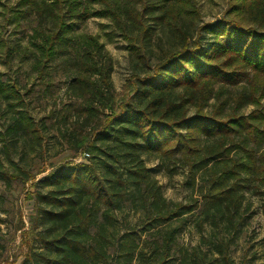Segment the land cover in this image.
<instances>
[{"label":"trees","instance_id":"obj_1","mask_svg":"<svg viewBox=\"0 0 264 264\" xmlns=\"http://www.w3.org/2000/svg\"><path fill=\"white\" fill-rule=\"evenodd\" d=\"M225 3L214 22L196 0H18L5 16L27 34L33 81L7 82L0 71V99L18 107L3 152L12 163L21 139L38 159L34 171L12 172L0 157L5 187L17 183L33 202L27 230L19 214V264H233L222 233L238 231L248 195L264 216V0ZM93 17L126 43L121 91L99 37L75 30ZM0 46L8 58L19 49ZM46 99L52 107L34 119L29 102ZM49 139L69 161L46 164ZM150 153L158 168L180 162L198 197L166 198ZM195 211L198 231L211 230L200 237L210 260L177 242Z\"/></svg>","mask_w":264,"mask_h":264},{"label":"rangeland","instance_id":"obj_2","mask_svg":"<svg viewBox=\"0 0 264 264\" xmlns=\"http://www.w3.org/2000/svg\"><path fill=\"white\" fill-rule=\"evenodd\" d=\"M18 0H1L0 6V41L3 45H8L12 50L10 58L5 56V48L0 46V71L4 73V79L8 82L23 80L21 84L32 83L33 71L31 69L32 57L28 52H24L27 45V34L15 28L13 24L8 25L5 22V16L11 14ZM203 20L206 22H214L223 13L226 0H196ZM75 30L80 33H88L97 35L100 42L105 46L106 51L110 54L113 61V72L111 79L114 88L117 91L123 90L127 78L130 74V62L126 49V43L122 40L114 30L108 19L104 18H89L88 20L77 23ZM235 44L240 43L237 38H233ZM21 87L20 84H18ZM62 89L60 97L63 96ZM30 98L27 97L26 100ZM52 107L51 100H41L40 103L29 102L27 109L30 111L34 119L44 117ZM13 109L18 107H9L7 102L0 99V157L3 160L4 168L10 169L12 172L16 167L28 168L34 171L33 165L37 163V153L30 151L28 144L25 147L21 144L22 140H16L11 149V157L13 162L10 163L5 159L3 147L10 139V135L5 136V128L11 121V116L14 115ZM48 151L46 154V164L69 161V152L62 150V147L53 139H49ZM62 150V151H61ZM147 165L152 169L156 179L158 180L164 196L170 200L183 201L188 199L191 194L198 197V192L191 191L188 185V174L180 162L174 160L168 164L169 170L166 168H158V160L153 154H144ZM78 158L76 162H81ZM168 161L161 160L163 165ZM167 164V165H168ZM163 167V166H162ZM42 177V176H40ZM39 177V178H40ZM26 190H23L17 183L11 182L10 187L6 188L3 181L0 180V264L5 261L13 264H19L22 259V254L25 251V246L21 241V231L19 227V214L25 223V228L28 229V215L31 213L33 202L24 198ZM250 204V210L246 212L245 220L239 226L238 231L233 235H225L231 238L229 246V256L233 264H262L261 245L264 238V216H262L259 205L261 200L258 196L250 194L247 196L245 206ZM199 211H195L193 216H190L181 229L177 237V242L181 246L188 248L198 247L207 254V258L212 259V254L207 250L208 247L201 240V235L208 236L210 229L205 226V230L198 231L195 220Z\"/></svg>","mask_w":264,"mask_h":264},{"label":"built area","instance_id":"obj_3","mask_svg":"<svg viewBox=\"0 0 264 264\" xmlns=\"http://www.w3.org/2000/svg\"><path fill=\"white\" fill-rule=\"evenodd\" d=\"M80 158L82 159V157H80ZM80 158H79V159H80Z\"/></svg>","mask_w":264,"mask_h":264}]
</instances>
